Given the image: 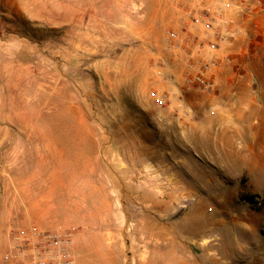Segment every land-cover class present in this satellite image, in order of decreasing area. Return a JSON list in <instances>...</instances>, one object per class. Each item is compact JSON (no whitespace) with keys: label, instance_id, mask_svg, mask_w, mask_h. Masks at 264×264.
<instances>
[{"label":"rangeland","instance_id":"rangeland-1","mask_svg":"<svg viewBox=\"0 0 264 264\" xmlns=\"http://www.w3.org/2000/svg\"><path fill=\"white\" fill-rule=\"evenodd\" d=\"M182 6L0 0V264H27L5 255L30 223L72 231L75 264H149L155 248L176 264H264V72H237V41L213 91L189 88L167 39ZM234 79L256 87L239 95L256 100L241 107L250 130L238 124L234 153L203 154L200 124Z\"/></svg>","mask_w":264,"mask_h":264},{"label":"built area","instance_id":"built-area-1","mask_svg":"<svg viewBox=\"0 0 264 264\" xmlns=\"http://www.w3.org/2000/svg\"><path fill=\"white\" fill-rule=\"evenodd\" d=\"M182 7L181 24L184 29L167 32L170 50L186 60L189 88L209 93L215 88L214 70L220 63L222 44L230 33L226 25L233 23L225 21L228 18L226 14L236 11L250 15L252 9L244 0H183ZM151 99L163 105L158 93H151ZM71 232L61 235L43 231L30 223L16 231L15 251L6 254L5 260L11 262L23 257L27 264H75L69 248Z\"/></svg>","mask_w":264,"mask_h":264},{"label":"crops","instance_id":"crops-1","mask_svg":"<svg viewBox=\"0 0 264 264\" xmlns=\"http://www.w3.org/2000/svg\"><path fill=\"white\" fill-rule=\"evenodd\" d=\"M235 1L237 2L238 0ZM244 1L246 2L247 6L252 9V14L246 15L236 11L226 14V17L228 18H225V21H233V23H228L226 25V28L230 31V33L227 35L225 43L222 44L220 53H222L221 55L223 59L226 57L228 59V44L232 43L235 45L233 49H236L237 41H239V44L242 41H246L244 42V44L246 43V47H243L244 50L240 52H236L234 50L235 52L232 53L233 55L235 54V56L238 55V62L236 65H238L237 67H239V69L237 72L244 71L243 73L245 74L242 75H256L260 72H264V0ZM256 63H259L258 67L256 66ZM247 80L248 82L234 79L235 84L232 89V94L234 97L229 100L228 103L214 104L213 106L216 107L214 110L216 115L214 117L209 115L206 116L203 119L202 124H200V144L202 146L201 150H203V154L212 153L219 156L224 152L234 153L233 151H230V149L232 146L231 142L235 140V134L238 133L237 130L240 128L238 127V124H241L243 130L245 131L250 130V127L246 124L248 115L243 109H241V107H254L256 100L254 98L244 99L239 97V95H242L243 92L251 90L254 85L251 82V79ZM255 88L256 87L254 85L253 93ZM189 121L191 122V120ZM189 130H191V132ZM186 131V134L189 133L190 135H193V126H186ZM211 161L215 160L212 159ZM174 179L176 182L179 181L176 178ZM79 181L81 180H78V182ZM90 182L95 184L96 190L100 188V185L102 186V181L97 178V173L94 175V177L89 179L88 183L90 184ZM107 183L105 180V187H107ZM33 210H38V207L36 206L35 209L32 207L31 211ZM50 228L56 229L57 225H53ZM156 228L157 227H155V229ZM153 237H155L154 234ZM157 246L161 245L154 244V247ZM156 249L157 248H155L153 251L152 259L149 261V264H176V256L171 251V249L163 253V255H160L159 250Z\"/></svg>","mask_w":264,"mask_h":264},{"label":"trees","instance_id":"trees-1","mask_svg":"<svg viewBox=\"0 0 264 264\" xmlns=\"http://www.w3.org/2000/svg\"><path fill=\"white\" fill-rule=\"evenodd\" d=\"M259 198L258 196H245L243 199L251 205H255V199ZM262 235L264 236V228L262 230Z\"/></svg>","mask_w":264,"mask_h":264},{"label":"bare ground","instance_id":"bare-ground-1","mask_svg":"<svg viewBox=\"0 0 264 264\" xmlns=\"http://www.w3.org/2000/svg\"><path fill=\"white\" fill-rule=\"evenodd\" d=\"M70 113V112H69ZM81 119V118H80ZM83 119V118H82ZM51 133V132H50ZM68 133V132H67ZM84 135V134H83ZM61 137V136H60ZM77 137V136H76ZM207 241H209V240H207ZM183 264V263H182ZM184 264H186V262L184 261Z\"/></svg>","mask_w":264,"mask_h":264}]
</instances>
